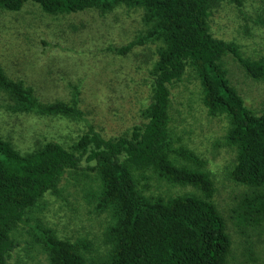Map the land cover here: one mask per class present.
I'll use <instances>...</instances> for the list:
<instances>
[{
    "label": "trees",
    "instance_id": "1",
    "mask_svg": "<svg viewBox=\"0 0 264 264\" xmlns=\"http://www.w3.org/2000/svg\"><path fill=\"white\" fill-rule=\"evenodd\" d=\"M221 1L0 0V10L20 11L32 2L53 19L90 10L100 15L119 7L139 10L137 35L115 50L124 55L144 45L155 55L143 120L118 136L104 137L90 124L70 144L38 139L22 151L0 130V264H7L32 221L37 226L28 235L38 239L48 264H254L248 238L264 233V109L255 112L246 105L226 77L221 57L232 54L250 77L264 81V56L246 58L235 42L212 33L210 16ZM189 70L200 82L208 115L226 122L215 145L223 143L236 153L227 175L244 188L230 215L239 242L215 201L216 180L207 161L188 145H175L172 92ZM77 95L70 102H43L32 86L10 77L0 64V106L8 112L78 119ZM83 162L91 173L80 177ZM67 172L89 183L95 211L105 213L103 253L92 255L88 237L60 236L42 215L45 196L59 193ZM152 179L170 187L154 192ZM177 186L193 190L171 191ZM238 245L240 259L233 256Z\"/></svg>",
    "mask_w": 264,
    "mask_h": 264
},
{
    "label": "rangeland",
    "instance_id": "2",
    "mask_svg": "<svg viewBox=\"0 0 264 264\" xmlns=\"http://www.w3.org/2000/svg\"><path fill=\"white\" fill-rule=\"evenodd\" d=\"M140 27V11L127 7H119L106 15L90 10L58 19L46 15L32 2H27L20 11L0 10V64L7 74L32 86L43 102H70L77 92L82 113L81 118L72 119L13 113L0 106L1 133L26 151L38 139L70 144L90 124L104 137L118 136L139 124L143 120L141 109L150 93V68L155 55L150 46H135L124 55L115 48L132 40ZM210 29L216 37L235 42L244 57L264 56L262 0H222L212 9ZM221 58L226 77L241 93L246 105L261 112L264 81L250 77L232 54L225 53ZM200 91V82L191 70L173 89L170 115L175 145L182 142L207 161V167L215 175V201L228 219L234 241L239 242L237 227L230 215H234L233 208L241 203L244 188L227 175L236 153L223 143L215 145V140L226 132V122L208 115ZM87 166L83 162L78 170L80 177L91 173ZM150 182L151 190L157 193L170 187L156 179ZM87 185L77 179L76 173L67 172L59 193L45 196L42 215L62 237L71 240L88 237L93 243L92 255H98L105 251L106 219L105 213L95 211L97 202L88 195ZM188 190L193 188L177 186L171 191ZM34 223L26 227L24 237H19V245L7 264H48L45 251L32 236L37 226ZM28 233H32V240ZM260 236L248 238L254 251V264H264V233ZM241 251L239 245L235 246L233 256L240 259Z\"/></svg>",
    "mask_w": 264,
    "mask_h": 264
}]
</instances>
